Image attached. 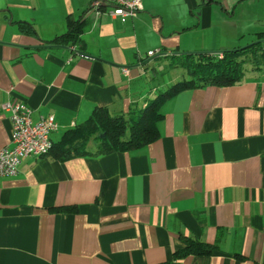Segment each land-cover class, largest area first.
<instances>
[{
	"label": "crops",
	"instance_id": "1",
	"mask_svg": "<svg viewBox=\"0 0 264 264\" xmlns=\"http://www.w3.org/2000/svg\"><path fill=\"white\" fill-rule=\"evenodd\" d=\"M102 7L0 0V148L6 101L32 121L54 115V143L96 108H143L163 64L182 69L170 85L188 80L184 64L264 34V0H141L135 17ZM74 22L75 49L92 57L55 40ZM250 64L231 85L166 99L159 137L143 147L96 155L91 140L86 154L26 157L0 175V264H264V68ZM190 241L211 250L174 254Z\"/></svg>",
	"mask_w": 264,
	"mask_h": 264
},
{
	"label": "trees",
	"instance_id": "2",
	"mask_svg": "<svg viewBox=\"0 0 264 264\" xmlns=\"http://www.w3.org/2000/svg\"><path fill=\"white\" fill-rule=\"evenodd\" d=\"M101 8H103L101 6ZM71 21H69L70 23ZM82 23L74 22L69 29L55 40L75 45L79 41ZM260 34L258 39L263 38ZM251 44L236 52H225L221 59L213 62L214 56L201 54L200 58L184 64L191 76L188 80L177 81L171 84L165 91L157 94L143 108L132 109L127 117L112 116L105 108H96L89 118L83 123L65 131L62 137L53 143L52 153L56 158L67 157L72 154H86L89 141L97 144L96 155L107 151H128L143 147L159 137L157 122L161 119L160 106L168 98L178 92L195 86L208 83L219 85H231L241 79L244 64L250 61L253 68L259 69V63L264 61V47ZM260 53L258 59L249 53ZM247 57V59H242ZM246 65V64H245ZM128 129V135L125 133ZM101 134H104L102 137ZM94 154V153H90ZM59 211H67V207L57 208ZM210 247L196 241H190L189 245L175 252L180 257L188 254H203L210 251Z\"/></svg>",
	"mask_w": 264,
	"mask_h": 264
},
{
	"label": "built area",
	"instance_id": "3",
	"mask_svg": "<svg viewBox=\"0 0 264 264\" xmlns=\"http://www.w3.org/2000/svg\"><path fill=\"white\" fill-rule=\"evenodd\" d=\"M90 4L98 11L102 5H107L108 13L112 16L135 17L141 9V0H90ZM158 53V50H149L146 57ZM218 57L222 58V54L218 53ZM126 70L123 68V71ZM261 83L264 85V73ZM2 108L9 112L11 132L9 143L0 148V175L15 176L22 158L41 156L49 152L52 146L50 133L57 125L53 115L41 116L32 121L30 109L18 102H6Z\"/></svg>",
	"mask_w": 264,
	"mask_h": 264
},
{
	"label": "rangeland",
	"instance_id": "4",
	"mask_svg": "<svg viewBox=\"0 0 264 264\" xmlns=\"http://www.w3.org/2000/svg\"><path fill=\"white\" fill-rule=\"evenodd\" d=\"M255 40H257V39H254V40H252L251 42H248V43H246L245 45H243V46H246V45H248V44H250V43H252L253 41H255ZM258 44V43H257ZM261 46H264V42H261V43H259V47H261ZM242 47V46H241ZM258 47V48H259ZM246 48V47H245ZM241 51V50H240ZM161 53V52H160ZM209 55V54H208ZM248 55H251V56H253V55H255V58H259V57H261L260 56V53L258 52V53H256V54H254V53H249ZM212 56H214V58H213V62H216V60H217V56H218V54H214V55H212ZM223 56V55H222ZM242 59H247V57H243ZM250 62V61H249ZM248 61L246 62V65L244 64V68L246 67H248ZM171 65H172V63H171ZM259 69H263L264 68V61H261L260 63H259ZM157 70V69H156ZM177 70H179V71H176L174 68H170L168 65H166V64H163L161 67H160V69H158V72H157V75H151V72L149 71V76L151 77L152 76V78L150 79V81H152V83H157V84H161V83H163V85L164 86H162V88H159V90L157 91V93H160L161 91H163L164 89H165V85H170V83L171 82H169V80L172 78V76H174L173 74H175V72H178V73H181V71H182V69H179V68H177ZM179 79H182V78H179ZM185 79H186V77H185ZM149 81V82H150ZM156 93V94H157ZM127 135H128V129H127V131H126V133H125V137H127Z\"/></svg>",
	"mask_w": 264,
	"mask_h": 264
},
{
	"label": "water",
	"instance_id": "5",
	"mask_svg": "<svg viewBox=\"0 0 264 264\" xmlns=\"http://www.w3.org/2000/svg\"><path fill=\"white\" fill-rule=\"evenodd\" d=\"M261 42H264V38L257 39V40L253 41L252 43H250V44H248V45H246L244 47H240V48L233 49V50H227V51H233V52L240 51V50L244 49L245 47H248L251 44H257V43H261ZM76 53H78L79 55H82V56L92 57L90 54H88L86 52H83V51H80V50H76ZM182 53L185 54V53H188V52H182ZM189 53L193 54L194 52H189ZM101 136L103 137L104 134H101Z\"/></svg>",
	"mask_w": 264,
	"mask_h": 264
},
{
	"label": "bare ground",
	"instance_id": "6",
	"mask_svg": "<svg viewBox=\"0 0 264 264\" xmlns=\"http://www.w3.org/2000/svg\"><path fill=\"white\" fill-rule=\"evenodd\" d=\"M90 6H91V4H90ZM91 10H93V11H98L97 9H95V8H93L92 6H91ZM71 49H74L75 51L77 50V49H75V45H71ZM71 58H69V60H70ZM6 102H9V101H6ZM6 102H4V103H6ZM3 103V104H4ZM11 103V102H10ZM18 103H20V102H18ZM2 104V105H3ZM21 104H23V103H21ZM25 105V104H24ZM26 107H28L27 105H25ZM29 108V107H28ZM3 109V108H2ZM30 109V108H29ZM4 110V109H3ZM6 111V110H5ZM30 111H31V109H30ZM6 112H8V111H6ZM52 115V114H51ZM54 116V115H53ZM8 118H9V112H8ZM10 120V119H9ZM54 120H55V118H54ZM57 125V124H56ZM56 128H57V126H56ZM56 130V129H55ZM54 131V130H53ZM52 131V132H53ZM51 132V133H52ZM51 133H50V135H51ZM50 140H51V143H52V139H51V137H50ZM52 146H53V143H52ZM52 146H51V148H50V150H49V152L47 153V154H49L50 152H51V150H52ZM47 154H45V155H47ZM45 155H41V156H45ZM28 157H31V156H28ZM33 157V156H32ZM34 157H38V156H34ZM24 158H26V157H24ZM23 159V158H22ZM21 159V160H22ZM18 171H19V169H18Z\"/></svg>",
	"mask_w": 264,
	"mask_h": 264
}]
</instances>
